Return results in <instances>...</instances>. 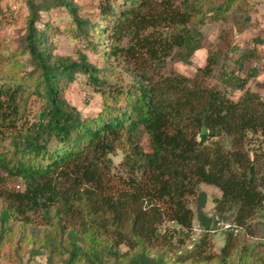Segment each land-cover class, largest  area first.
<instances>
[{
    "label": "trees",
    "instance_id": "16d2710c",
    "mask_svg": "<svg viewBox=\"0 0 264 264\" xmlns=\"http://www.w3.org/2000/svg\"><path fill=\"white\" fill-rule=\"evenodd\" d=\"M57 1L74 12L70 0ZM116 1L99 6L104 27L76 20L83 34L91 29L99 38L107 35L111 50L102 57L127 59L130 83L99 76L108 66L90 63L81 52L77 60L54 56L47 33L35 25L38 11L47 7L33 0H28L24 37L31 70L19 74L16 65H22L14 55L0 51V249L8 245L19 263L17 249L32 243L62 264H173L158 249L167 240L162 226L165 231L167 223L176 225L170 238L181 245L192 238L188 197L203 194L200 184L220 189L216 209L233 213L240 226L262 208L264 152L250 153L245 143L251 134L264 137V100L250 90L233 100L226 91L204 85L198 74L154 70L167 58L188 61L203 46L197 25L203 10L222 17L235 0L205 9L203 0ZM125 38L128 44L121 45ZM213 64L209 57L198 72L209 75ZM76 73L87 74L102 97L94 116L83 115L65 97ZM30 94L42 102L26 119ZM144 135L148 151L141 143ZM116 149L123 154L120 173L112 171L110 155ZM5 177L22 179L25 189L3 188ZM199 219L202 236L177 261L212 259L211 219ZM29 222L39 227L28 231L23 226ZM261 241L257 248L244 244V264L251 256L264 264ZM233 242L230 230L219 264H226Z\"/></svg>",
    "mask_w": 264,
    "mask_h": 264
},
{
    "label": "rangeland",
    "instance_id": "374dc122",
    "mask_svg": "<svg viewBox=\"0 0 264 264\" xmlns=\"http://www.w3.org/2000/svg\"><path fill=\"white\" fill-rule=\"evenodd\" d=\"M34 3H41L47 10H39L35 25L38 29L47 33L48 49L54 56H62L71 60H77L79 52L87 56V60L101 68L107 67L110 70H102L99 76H105L109 82L130 83L133 76L130 74V65L122 56L117 58H103L104 52H110L111 44L107 35L89 29L83 34L76 19L82 18L90 21L91 24L100 23L104 27L105 21L100 16L99 6L108 0H70L74 12L57 0H33ZM223 0H203L202 8H208L213 3H220ZM124 0H117L116 3H124ZM232 8L222 17L215 18L213 11L203 10L202 23L197 24L203 34V46L195 50L188 61L179 60L178 57L167 58L163 66L157 67L156 74L178 73L187 77H194L198 74L199 80L204 84L227 92L233 100H237L245 90L256 92L264 100V0H235ZM28 0H0V51L5 55H14V59L22 66L16 65L19 74L28 73L32 66L28 61L24 37L27 33L29 14ZM95 26V25H94ZM107 42V43H106ZM128 44L127 38L121 45ZM214 60L212 71L209 75L198 72V68L204 67L208 58ZM3 77H0V85H3ZM243 88L239 89V85ZM66 99L76 106L83 115H96L102 108V97L99 92L93 89L88 80L87 74L76 73L65 90ZM27 96V95H25ZM42 100L30 94L26 100V110L23 118H33ZM24 104V102H22ZM143 149L149 150L148 136L144 135L141 140ZM8 146V142L4 143ZM264 137L261 135H249L245 143L248 151L264 152ZM1 150V146H0ZM113 160V172L120 173L119 163L123 158L121 150L116 149L110 155ZM3 188L13 191H23L25 183L20 178H3ZM203 194L188 197V205L193 211L192 238L184 244H179L176 238H170L173 227L172 223L162 226V231L167 233V240H164L158 249H162L165 256L173 264H219L221 249L225 245V225L229 224L236 231H233L234 242L226 264H244L242 260L244 244L248 248H257L261 239H264V202L262 208L255 216L248 220L246 225L240 226L234 221V214L226 211L219 212L216 209V199L220 198L221 191L218 187L207 184L199 185ZM1 203V202H0ZM211 219L207 233L209 242L208 250L211 258L208 260L196 259L193 261H177L186 250L194 248L195 243L203 234V227L199 218ZM218 222L214 223V220ZM19 222V219L17 220ZM21 223V222H20ZM23 226L27 230H35L39 227L35 222H29ZM48 228V225H40ZM27 231V232H28ZM15 239H18L15 236ZM172 241V242H171ZM168 242V243H166ZM122 250L125 246H120ZM37 253H32V250ZM19 263L11 254L8 245L0 249V264H62L60 259H52L44 249L32 243L25 244V248L17 249ZM217 257H214L216 256ZM248 264H258V259L251 256Z\"/></svg>",
    "mask_w": 264,
    "mask_h": 264
},
{
    "label": "built area",
    "instance_id": "2783aa9c",
    "mask_svg": "<svg viewBox=\"0 0 264 264\" xmlns=\"http://www.w3.org/2000/svg\"><path fill=\"white\" fill-rule=\"evenodd\" d=\"M225 230L227 231H230V230H233V231H236V229H234L232 226H230L229 224L225 225Z\"/></svg>",
    "mask_w": 264,
    "mask_h": 264
}]
</instances>
